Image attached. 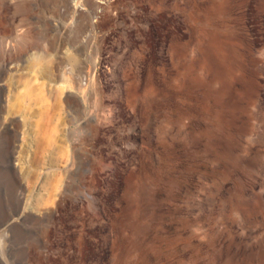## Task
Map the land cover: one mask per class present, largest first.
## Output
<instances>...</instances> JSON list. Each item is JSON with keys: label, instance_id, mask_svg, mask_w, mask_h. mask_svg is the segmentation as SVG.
I'll use <instances>...</instances> for the list:
<instances>
[{"label": "rangeland", "instance_id": "obj_1", "mask_svg": "<svg viewBox=\"0 0 264 264\" xmlns=\"http://www.w3.org/2000/svg\"><path fill=\"white\" fill-rule=\"evenodd\" d=\"M2 84L0 264H264V0H0Z\"/></svg>", "mask_w": 264, "mask_h": 264}, {"label": "bare ground", "instance_id": "obj_2", "mask_svg": "<svg viewBox=\"0 0 264 264\" xmlns=\"http://www.w3.org/2000/svg\"><path fill=\"white\" fill-rule=\"evenodd\" d=\"M78 13V12H77ZM65 15V14H64ZM81 15V13H78V16H80ZM67 16V15H66ZM80 17H82V16H80ZM64 19V18H63ZM82 20H84V19H82ZM79 23V22H78ZM87 23V22H86ZM85 22L84 23H82V24H86ZM81 24V23H80ZM82 24L80 25V26H82ZM87 25V24H86ZM88 25H89V23H88ZM79 26V27H80ZM84 27H87V26H84ZM58 28V27H57ZM92 28V27H91ZM94 28V27H93ZM52 30V29H51ZM54 30V29H53ZM84 30V29H83ZM79 31V30H78ZM49 44V43H48ZM50 45V44H49ZM56 46V45H55ZM58 47V46H57ZM59 48V47H58ZM66 49V48H65ZM64 49H62L61 51H63ZM66 52H67V50H65ZM64 51V52H65ZM45 53V52H44ZM51 54V53H50ZM49 54V55H50ZM56 54V53H55ZM66 55H67V53H66ZM41 56V55H40ZM54 56V55H53ZM57 56V55H56ZM58 56H60V55H58ZM45 57H47V56H45ZM44 56H42V58H45ZM37 58H38V56H37ZM57 60V59H56ZM45 61V60H44ZM9 63V62H8ZM4 64V63H3ZM7 64V63H6ZM52 64V63H51ZM14 65V64H13ZM18 65V64H17ZM2 66V65H1ZM9 66V65H8ZM19 66V65H18ZM18 66H16V67H18ZM22 66V65H21ZM41 66H43V65H41ZM40 66V68H42ZM51 66H54L53 64L51 65ZM13 66H11V68H12ZM15 67V66H14ZM16 67L14 68V70H17L16 69ZM23 67H27V66H23ZM36 67H37V65H36ZM7 68V67H6ZM48 68V67H47ZM54 68V67H53ZM53 68H50V69H53ZM27 69V68H26ZM29 69H30V66H29ZM31 69H32V67H31ZM59 69H60V66H59ZM62 69V68H61ZM63 69H64V67H63ZM3 70V69H2ZM34 70H35V68H34ZM45 70H46V67H45ZM45 70H43V71H45ZM26 71V70H25ZM29 71V70H28ZM47 71L49 72L50 70H48L47 69ZM56 70H54V72H55ZM62 71V70H61ZM18 72V71H17ZM22 72H23V70H22ZM33 72V71H32ZM38 72H40V71H38ZM36 74H37V70H36V72H35ZM51 73H52V71H51ZM56 73H57V71H56ZM65 73V72H64ZM28 74H30V75H32L31 73H28ZM40 74H41V72H40ZM39 74V75H40ZM43 74V73H42ZM27 75V74H26ZM38 74H37V76H39ZM46 75V74H45ZM19 76V75H18ZM25 76V75H24ZM41 76V75H40ZM60 76V75H59ZM27 77V76H26ZM25 77V78H26ZM31 77V76H30ZM29 76H28V78H26V79H29L30 78ZM44 77V76H43ZM46 77V76H45ZM10 78V77H9ZM15 78V77H14ZM21 79H22V77H20ZM32 78V77H31ZM30 78V79H31ZM40 78V77H39ZM17 79V78H16ZM32 79H34V78H32ZM37 79V78H36ZM41 79V78H40ZM18 80V79H17ZM37 80H39V79H37ZM36 80V81H37ZM50 80H52V79H50ZM62 80V79H61ZM60 80V81H61ZM7 81V80H6ZM23 81V80H22ZM35 81V80H34ZM11 82V81H10ZM43 82H45L44 80H43ZM47 82V81H46ZM53 82H54V79H53ZM20 83H22V82H20ZM33 83V82H32ZM36 83V82H35ZM38 83L39 84H41V82L40 81H38ZM55 83V82H54ZM4 84V83H3ZM1 85V89L0 90H4L5 88H4V85ZM6 84V83H5ZM15 84V83H14ZM26 84H28L27 82H26ZM25 84V85H26ZM34 84V83H33ZM51 84V83H50ZM49 83H46V85H44L46 88H47V91H51V85H50ZM56 84V83H55ZM54 84V85H55ZM11 85H12V83H11ZM36 85V84H35ZM42 85V84H41ZM9 86V85H8ZM27 86V85H26ZM37 86H39L38 84H37ZM37 86L35 87V88H37ZM10 87H12V86H10ZM23 87H24V85H23ZM42 87V86H41ZM55 87V86H54ZM20 88V87H19ZM8 89V87L6 88V90ZM21 89H23V88H21ZM20 89V90H21ZM31 89H34V87H32ZM39 89H40V87H39ZM57 89V88H56ZM56 89L55 90H53V91H56ZM13 90V89H12ZM38 90V89H37ZM37 90H32V91H28V94L26 95V99H28V103H27V107H26V109H24V110H22L21 111V109H20V111H12V110H9V109H5V113L3 112V106H1L0 107V128H3V129H1V130H3V134H4V137H5V147H6V149L8 150V149H10L9 151V153H10V155L9 156H11V159L12 160H10L11 161V163H12V167L13 168H15L17 171H19V173L20 172H22V175H24L23 173H25V176H26V169H25V163H27V159H28V157H27V154L29 153V152H31V148H32V146H31V142H32V140H35L36 139V145H35V143L33 144V145H35V152H34V154H42V153H44L45 151L46 152H50V150H49V146L52 144V139L50 138V133L51 132H48L47 133V130H44L43 132H42V130L40 131V132H42V133H36V131L38 130L37 128L34 130V126L33 125H35L34 124V122H32V119L36 116H34V107H35V105L37 104V101H38V99H42V97H40L39 98V96H38V94H37V92H35V91H37ZM41 90V89H40ZM16 91V90H15ZM14 91V92H15ZM10 92V91H9ZM9 92H7V93H9ZM22 92V91H21ZM52 92V91H51ZM7 93H5V92H2V94H3V96H4V99H5V101L7 102V104H8V101H9V94H7ZM16 93V92H15ZM19 93V92H18ZM17 93V94H18ZM49 93V92H48ZM53 93V92H52ZM54 93H57V92H54ZM14 94V93H13ZM40 94V93H39ZM44 94V93H43ZM42 94V95H43ZM45 95V94H44ZM48 95V94H47ZM54 95V94H53ZM63 95V94H62ZM2 96V97H3ZM13 96V95H12ZM19 96V95H18ZM22 97L24 96L23 94L21 95ZM49 96V95H48ZM47 96V97H48ZM64 96V95H63ZM20 97V96H19ZM45 97V96H44ZM43 97V98H44ZM51 97V96H50ZM51 98H54V96L53 97H51ZM3 99V100H4ZM13 99H15V97L14 98H12V100ZM18 99V101H19V98H17ZM23 99V98H22ZM40 99V100H41ZM48 99V98H47ZM2 100V101H3ZM53 100V99H52ZM65 100L66 101H68V99H66V97H65ZM17 101V100H16ZM42 101V100H41ZM41 101H40V103H41ZM49 101V100H48ZM46 102V101H45ZM13 103H15V102H13ZM17 104H18V102H16ZM39 103V105L41 106V104ZM48 103V102H47ZM46 103V104H47ZM21 104V103H20ZM44 104V103H43ZM46 104H44V105H46ZM9 105H12V104H9ZM8 105V106H9ZM68 105V104H67ZM75 105V104H74ZM7 106V107H8ZM47 106V105H46ZM50 106H52L51 104H50ZM50 106H48V107H50ZM12 107H14L15 109H17V108H19V106H17V108H16V105H12ZM37 108V107H36ZM41 108H42V106H41ZM45 108H47V107H44V109ZM11 109V108H10ZM38 109V108H37ZM50 110L52 109V108H49ZM43 110V109H42ZM48 110V109H47ZM46 110V111H47ZM48 111V112H51V111ZM38 111H40L39 109L37 110V112L36 113H38ZM40 112H42V111H40ZM39 112V113H40ZM60 112V111H59ZM46 113V112H45ZM54 113V112H53ZM44 114V113H43ZM43 114H42V116H43ZM48 114H50V113H47V116H48ZM52 115V114H51ZM59 115V114H58ZM39 118V117H38ZM45 118V117H44ZM47 118V117H46ZM50 118V117H49ZM48 118V119H49ZM66 118V117H65ZM37 119V118H36ZM61 119H62V117H61ZM43 120H45V122H46V119H43V117H42V120L41 121H43ZM52 119H50V121H51ZM54 120V119H53ZM60 120V119H59ZM58 120V121H59ZM37 121V120H36ZM37 122H39V121H37ZM36 122V123H37ZM48 123H49V120L47 121ZM57 122V121H56ZM60 122V121H59ZM43 123V122H42ZM61 123H63V122H61ZM44 124V123H43ZM46 124V123H45ZM44 124V125H45ZM38 125V124H37ZM48 125H50V124H48ZM41 126L42 128L41 129H43V128H47V127H49V126ZM52 125V124H51ZM59 125L60 124H58L57 123V125L55 124L54 125V128L55 129H60V127H59ZM36 127V126H35ZM45 128V129H46ZM51 127H49V129H50ZM61 129H62V127H61ZM39 130H40V128H39ZM51 131H53V129H50ZM55 131V130H54ZM63 131V130H62ZM65 131V130H64ZM61 134H62V132H61ZM64 134V133H63ZM53 136V135H52ZM63 136V135H62ZM55 137V136H54ZM61 137V136H60ZM35 138V139H34ZM58 140H59V138H58ZM55 141H56V139H55ZM62 142V141H61ZM44 143V144H43ZM43 144V145H42ZM62 147V146H61ZM59 148V147H58ZM58 148H55L56 150L58 149ZM55 150V151H56ZM62 150V149H61ZM57 151H60V149L59 150H57ZM32 153V152H31ZM58 153V152H57ZM33 154V153H32ZM59 154V153H58ZM57 154V155H58ZM14 155H16V156H14ZM54 155H55V153H54ZM31 156V155H30ZM56 156V155H55ZM34 157V156H33ZM33 157H31V158H33ZM40 157V156H39ZM57 157V156H56ZM51 158V157H50ZM49 158V159H50ZM54 158V157H53ZM34 159H35V157H34ZM40 159V158H39ZM52 160V159H51ZM54 160H56L55 158H54ZM56 161H58V160H56ZM33 162V161H32ZM48 163H49V161H48ZM55 163V162H54ZM39 164H40V162L38 161V159H35L34 160V162H33V165L35 166V167H38L39 166ZM53 165V164H52ZM28 166V165H27ZM41 167H42V165H40ZM28 168V167H27ZM32 168H33V166H32ZM31 168V169H32ZM46 168V167H45ZM30 169V170H31ZM39 170V169H38ZM44 171V170H43ZM34 172V171H33ZM37 172V171H36ZM49 172V171H48ZM46 173V172H45ZM14 175V174H13ZM19 176V175H18ZM21 177V176H20ZM29 177V176H28ZM39 177H40V175H38V176H36V178H33V180L34 181H32L31 182V184H32V187H34V189L35 190H39V189H41V188H43V190H46V186L48 185V181H47V179L44 177L43 179V181H40L41 179H39ZM42 177V176H41ZM17 178V177H16ZM22 178V177H21ZM27 179V178H26ZM32 178H30V180H31ZM29 181V180H28ZM15 182V181H14ZM19 182V181H18ZM21 182V181H20ZM23 182V181H22ZM30 184V183H29ZM51 186V185H50ZM16 187V186H15ZM19 189H20V187H19ZM24 189V188H23ZM22 189V190H23ZM33 189V190H34ZM30 190H32V189H30ZM49 191V190H48ZM30 193V192H29ZM25 194H27V193H25ZM37 194V193H36ZM35 194V195H36ZM22 196V195H21ZM55 196V195H54ZM26 197H28V196H25V198ZM36 197V196H35ZM48 197H50V196H48ZM43 201V200H42ZM42 201H40V200H38V199H36L35 200V202H37V203H41ZM47 202V201H46ZM45 203V202H44ZM23 204H25V203H23ZM50 205V204H49ZM29 206V205H28ZM29 208V207H28ZM24 209V208H23ZM45 211V210H44ZM24 212H27L26 210L24 211ZM23 212V213H24ZM30 213H32L31 211H29ZM28 212V213H29ZM40 212H41V210H40ZM43 212V211H42ZM44 213V212H43ZM5 214V213H4ZM51 214H52V212L50 211V215H49V218L48 219H51ZM20 215V214H19ZM21 217V216H20ZM13 218V217H12ZM16 218V217H15ZM17 219V218H16ZM12 220V219H11ZM7 226H11V225H7ZM9 229V228H8ZM3 238H4V236H3ZM4 240H5V238H4ZM0 246H1V248H2V244L0 243ZM0 248V249H1ZM1 251V250H0Z\"/></svg>", "mask_w": 264, "mask_h": 264}]
</instances>
